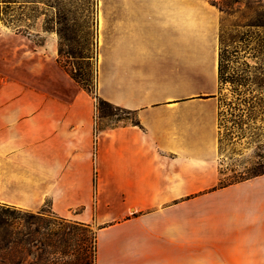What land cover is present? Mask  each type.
<instances>
[{
  "label": "crops",
  "instance_id": "crops-1",
  "mask_svg": "<svg viewBox=\"0 0 264 264\" xmlns=\"http://www.w3.org/2000/svg\"><path fill=\"white\" fill-rule=\"evenodd\" d=\"M213 1L108 0L96 93L134 120L100 129L76 83L3 87L0 205L89 226L95 264L264 261V176L216 189Z\"/></svg>",
  "mask_w": 264,
  "mask_h": 264
},
{
  "label": "rangeland",
  "instance_id": "rangeland-1",
  "mask_svg": "<svg viewBox=\"0 0 264 264\" xmlns=\"http://www.w3.org/2000/svg\"><path fill=\"white\" fill-rule=\"evenodd\" d=\"M107 4L108 0H0V91L10 82L33 88L43 84L50 91H64L70 83H76L68 74L73 73L84 84H91L96 93L99 17H103ZM236 19L222 13L220 29ZM246 30L240 28L238 32ZM235 45L243 47L244 43ZM251 52H240L236 64L239 71L247 69L245 63L250 71L259 67L260 59ZM229 87L227 83L224 93ZM10 93L14 91L0 96ZM97 116L100 129L135 117L120 110H108L105 114L100 109ZM254 140L249 145L248 139L235 146L219 145L218 164L223 178L232 175L234 169L243 171L256 162L258 150ZM58 223L48 205L38 212L0 206V264H81L77 252L66 257L54 256V248L48 247L63 241H68L66 246L71 244ZM49 224L55 226L48 229ZM79 232V238L91 240L95 231L81 228ZM224 264H264V261H224Z\"/></svg>",
  "mask_w": 264,
  "mask_h": 264
},
{
  "label": "trees",
  "instance_id": "trees-1",
  "mask_svg": "<svg viewBox=\"0 0 264 264\" xmlns=\"http://www.w3.org/2000/svg\"><path fill=\"white\" fill-rule=\"evenodd\" d=\"M220 12L228 18H237L229 26L222 25L219 35L218 54V134L219 145L226 143L229 146L239 144L243 139L251 144L256 139V162L244 167L243 171L232 170V175L223 178V170L219 168L220 180L217 188H225L257 177L264 176V0H215L212 2ZM247 29L245 32L238 30ZM255 30V31H253ZM244 43L241 45H235ZM252 45V47H250ZM232 49V50H231ZM252 51L255 58L261 63L255 71H239L236 64L240 60L241 51ZM82 90L96 98L97 110L105 114L108 110H120L126 114L129 112L111 105L101 99L91 84H84L78 75L68 73ZM229 83L228 92L224 93V87ZM112 115V113L110 114ZM261 123V125H258ZM4 207H11L0 205ZM14 208V207H13ZM58 218V217H57ZM58 228L63 235H67L71 241L61 242L58 246L48 245L54 248V256H68L70 253H78L81 264H95L96 261V233L91 240L80 237V229H91L89 226L73 223L58 218ZM55 224L47 226L50 229ZM56 233V231H54ZM8 246V245H7Z\"/></svg>",
  "mask_w": 264,
  "mask_h": 264
},
{
  "label": "built area",
  "instance_id": "built-area-1",
  "mask_svg": "<svg viewBox=\"0 0 264 264\" xmlns=\"http://www.w3.org/2000/svg\"><path fill=\"white\" fill-rule=\"evenodd\" d=\"M97 131V130H96ZM96 135H97V133H96ZM97 137V136H96Z\"/></svg>",
  "mask_w": 264,
  "mask_h": 264
}]
</instances>
